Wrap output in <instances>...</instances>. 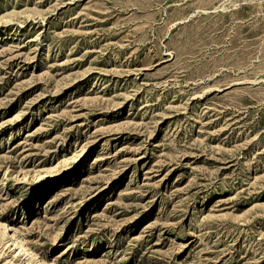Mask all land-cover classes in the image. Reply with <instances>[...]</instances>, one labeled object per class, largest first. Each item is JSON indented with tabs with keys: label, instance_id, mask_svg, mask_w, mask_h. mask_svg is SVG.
Wrapping results in <instances>:
<instances>
[{
	"label": "rangeland",
	"instance_id": "1",
	"mask_svg": "<svg viewBox=\"0 0 264 264\" xmlns=\"http://www.w3.org/2000/svg\"><path fill=\"white\" fill-rule=\"evenodd\" d=\"M0 222V264H264V0H0Z\"/></svg>",
	"mask_w": 264,
	"mask_h": 264
},
{
	"label": "bare ground",
	"instance_id": "2",
	"mask_svg": "<svg viewBox=\"0 0 264 264\" xmlns=\"http://www.w3.org/2000/svg\"><path fill=\"white\" fill-rule=\"evenodd\" d=\"M0 227H2L3 228V230H5V231H7L6 229H7V227H6V225H4L2 222H0ZM13 237H14V244H16L17 246H18V248L21 250L20 252H24V253H26V255L28 254V255H30V256H32V257H36L37 256V254L35 253V252H33V250L32 249H30L29 247H28V245H26V243H24L23 242V240H21L20 238H18L15 234H13ZM12 236H11V238H13ZM4 244V243H3ZM23 253V254H24ZM25 255V254H24ZM42 259V262L44 263V264H56L54 261H50V260H47V259H45V258H41ZM11 261V260H10Z\"/></svg>",
	"mask_w": 264,
	"mask_h": 264
}]
</instances>
